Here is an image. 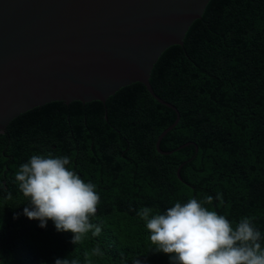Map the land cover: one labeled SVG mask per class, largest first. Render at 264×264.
<instances>
[{
	"label": "trees",
	"instance_id": "trees-1",
	"mask_svg": "<svg viewBox=\"0 0 264 264\" xmlns=\"http://www.w3.org/2000/svg\"><path fill=\"white\" fill-rule=\"evenodd\" d=\"M202 11L182 46L167 47L150 71L153 92L179 116L159 142L172 153L159 154L155 142L176 116L138 82L105 103L46 102L0 133V264H170L169 254L154 252L139 212L164 214L208 196L204 206L233 226L250 218L264 247V0H209ZM33 155L70 157L69 167L95 185L99 236L74 244L51 220L41 228L23 214L29 200L15 174Z\"/></svg>",
	"mask_w": 264,
	"mask_h": 264
},
{
	"label": "water",
	"instance_id": "water-1",
	"mask_svg": "<svg viewBox=\"0 0 264 264\" xmlns=\"http://www.w3.org/2000/svg\"><path fill=\"white\" fill-rule=\"evenodd\" d=\"M208 1L0 0V133L46 102L104 103L138 82L176 116L155 142L172 153L159 142L179 116L153 92L150 71L167 47L182 46Z\"/></svg>",
	"mask_w": 264,
	"mask_h": 264
},
{
	"label": "clouds",
	"instance_id": "clouds-1",
	"mask_svg": "<svg viewBox=\"0 0 264 264\" xmlns=\"http://www.w3.org/2000/svg\"><path fill=\"white\" fill-rule=\"evenodd\" d=\"M70 157L33 155L15 174L20 192L28 198L23 214L38 220L41 228L51 220L57 232H71L76 244L89 232L101 234L91 222L100 196L91 182H85L69 165ZM208 196L203 203L192 198L176 202L164 214L151 215L143 208L139 215L146 222L154 252L169 254L170 264H264L262 234L250 218L235 226L225 216L209 210ZM94 254L100 255L99 248ZM55 264H78L75 259L56 258ZM132 264H142L135 258Z\"/></svg>",
	"mask_w": 264,
	"mask_h": 264
},
{
	"label": "flooded vegetation",
	"instance_id": "flooded-vegetation-1",
	"mask_svg": "<svg viewBox=\"0 0 264 264\" xmlns=\"http://www.w3.org/2000/svg\"><path fill=\"white\" fill-rule=\"evenodd\" d=\"M112 96H113V95H112ZM106 100H108V98H107ZM106 100H105V102H106ZM105 102H104V103H105Z\"/></svg>",
	"mask_w": 264,
	"mask_h": 264
}]
</instances>
